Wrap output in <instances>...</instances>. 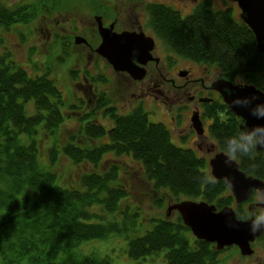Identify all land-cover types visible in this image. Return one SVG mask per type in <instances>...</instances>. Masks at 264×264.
<instances>
[{
	"label": "trees",
	"instance_id": "obj_1",
	"mask_svg": "<svg viewBox=\"0 0 264 264\" xmlns=\"http://www.w3.org/2000/svg\"><path fill=\"white\" fill-rule=\"evenodd\" d=\"M34 9L9 8L0 2V27L30 20ZM163 16L162 36L176 53L216 67L233 84L264 92V54L244 22L221 12L185 19L171 11ZM49 75L47 68L32 74L7 53L0 55V264H118L85 249L112 239L126 244L122 254L127 264H224L228 258L223 260L221 253L237 247L218 251L214 244L196 239L178 213L146 224L139 208L125 206L130 194L122 167L100 169L107 158L135 163L161 197L159 207L169 200L206 202L219 211L235 204L238 219L247 220L248 202L238 206L226 185L211 176L205 160L174 144L163 124L150 123L141 108L120 114L105 94L80 120L84 145L75 139L60 145L58 131L67 120L65 98ZM207 108L213 117L212 136L223 152L231 139L243 143L241 119L223 101ZM101 111L109 127L99 123ZM42 134L53 140L44 159L47 164L40 160ZM237 156L243 172L264 181V153L255 147ZM61 157L74 165L88 163L93 171L75 186L65 187L53 170Z\"/></svg>",
	"mask_w": 264,
	"mask_h": 264
},
{
	"label": "rangeland",
	"instance_id": "obj_2",
	"mask_svg": "<svg viewBox=\"0 0 264 264\" xmlns=\"http://www.w3.org/2000/svg\"><path fill=\"white\" fill-rule=\"evenodd\" d=\"M217 1L219 8H230L231 6L241 12L240 9L235 7L234 3L231 5L226 0ZM0 2L14 9L18 7L25 8L26 6H34L35 8L33 18L30 20H23L21 24H16L7 29L0 27V55L7 53L32 74L40 75L47 68L50 78L55 80L64 94L66 106L64 107L65 111H63L67 120L59 129L57 135V141L60 145L73 141V139L81 145L86 142L85 137L82 135L80 120L85 112L91 113L94 111L98 101L92 92L94 88L85 83L84 74L95 77L96 81L93 82L98 87L94 89L97 92L96 94L106 92L112 100V105H117L118 110L120 108L123 114H129L136 108L129 105L127 101L137 91L132 84V79L128 75H115L114 70L106 60L101 59L98 55L91 54L85 45L75 44L76 37H81L88 32L85 26L89 25L85 23L87 21H84V18L87 17V10L94 8L96 0H0ZM124 2L122 0H105L102 5L112 8L111 12L115 15V13L117 14V12L125 9L122 5ZM182 14L187 13L182 12ZM168 49L171 53L172 50L169 47ZM174 78L177 83L182 82L181 78L175 74ZM142 106L149 116L150 123H163L171 129L170 118L161 112L157 104H143ZM69 107L75 108L66 110ZM99 116V123L109 127L108 121L101 118L103 116L102 111L99 112ZM220 116L221 118L225 117L224 114ZM184 120L185 115L181 116V121ZM40 138L42 139L40 160L42 159L41 161L47 164L44 159L48 153L47 148L51 146L53 140L45 134H42ZM172 142L179 147L188 148L187 145L177 140L176 135H172ZM206 142L209 144L208 146L217 143L214 138L210 137L206 139ZM196 146L197 144L194 146L195 149ZM218 148L219 146L212 154L207 152L201 154L209 172V161L222 151L221 148ZM124 160H127V163ZM114 164L122 167L123 184L130 194L125 206L130 204L135 208H139L146 224L151 218L165 217L168 213V207L176 202L169 200L164 207H159L158 200L161 197L153 192L151 185L139 171V167L128 159L107 158L106 163L100 169L101 172H105ZM53 170L59 176L61 185L71 187L78 184L82 175L92 172L93 168L85 162L74 165L66 157H61L59 164ZM253 202L264 203V198L261 199L260 196H255ZM231 207L236 210L235 204ZM176 215L177 212H173L171 217L174 218ZM125 248L126 244L123 240L112 239L107 242L102 241L87 245L85 249L86 252L109 256L118 264H127L129 261L122 254ZM253 249L255 252L251 257L242 256L239 250L221 253L220 257L223 260L228 258L224 264H264V239H262V242L261 240L258 241Z\"/></svg>",
	"mask_w": 264,
	"mask_h": 264
},
{
	"label": "flooded vegetation",
	"instance_id": "obj_3",
	"mask_svg": "<svg viewBox=\"0 0 264 264\" xmlns=\"http://www.w3.org/2000/svg\"><path fill=\"white\" fill-rule=\"evenodd\" d=\"M104 1L105 0H96L94 8L92 7L90 10H87L88 14L87 17L84 18V21H87L85 23L89 25L87 27L85 26L88 32L76 38H81L82 41H85L83 45H85L94 56L98 55L96 50L101 45L102 41H104L105 35L111 36L114 34L118 36L124 33H131L135 35H144L145 38H152L155 46L151 51V56L147 53L146 64H139L137 59L134 60L136 61L134 63L136 66L146 71V75L142 80H135L127 73L114 71L115 75H128L132 79V84L137 90L130 96L131 99L127 100L128 104L136 107L132 111L137 108L143 109V104H157L161 112L168 115L171 120V129L167 125L159 123L163 124L170 131L171 139L172 135H176L177 140L188 147L181 148L195 152L200 158L203 157L201 155L203 152L212 154L219 145L217 143H212L208 146L209 144L206 142L207 138H213L211 133L213 117L210 116V109L207 108V105L218 100L223 101L221 94L213 89L214 83L223 78L216 67L205 66L190 61L176 53L168 45V41L161 33L162 29L166 26L163 21L166 20V18L163 14H168L171 11L179 18L185 19L196 14L221 12L232 17L237 22H244L241 18V12H238L231 6L230 8H219L217 0H122L125 1L122 3L125 9L114 15L111 12V10H113L112 8L102 5ZM226 2L231 5L234 3L235 7L240 9L237 2L233 0H226ZM182 12H186L187 14L183 15ZM101 31L105 33L104 37ZM168 47L174 53L172 51L169 53ZM101 59L106 60L103 57H101ZM141 59L145 60L142 57ZM174 74L181 78V83L176 82ZM83 78L89 87L95 89L96 86L92 82L96 81L95 77L84 74ZM94 89L92 92L97 100L100 94L102 96L103 94L108 95L104 91L101 93L99 92L97 95ZM209 100L212 101L209 102ZM114 107L118 110L117 105ZM120 110L119 108L118 112L123 114ZM194 114H198L201 122L199 131L194 127L192 122ZM183 115H185V120L181 121V116ZM196 144L197 146L195 149L194 146ZM263 153L264 151L259 152V154ZM255 196H260L261 199L264 198V194H258L254 191L250 200ZM250 200L239 204L242 205L248 202L247 208L251 213L248 219L261 211L262 208H257L256 206L258 204H263V202H250ZM262 210H264V208ZM262 239H264V234L252 244V248L258 241L260 242L261 240L262 242ZM234 247L236 246L229 248Z\"/></svg>",
	"mask_w": 264,
	"mask_h": 264
},
{
	"label": "water",
	"instance_id": "obj_4",
	"mask_svg": "<svg viewBox=\"0 0 264 264\" xmlns=\"http://www.w3.org/2000/svg\"><path fill=\"white\" fill-rule=\"evenodd\" d=\"M233 1L238 3L241 9V18L253 31L258 49L264 54V0ZM101 33L104 37L105 33L103 31ZM84 42L81 38L75 39L76 45H81ZM154 46V40L145 38L144 35L124 33L117 36L113 34L105 35L104 41L96 53L106 59L114 71L127 73L135 80H142L146 71L136 66L134 60L137 59L139 64H146V55L148 53L151 56ZM213 89L221 94L224 103L241 119V135L247 134L255 126H264V116L251 114L254 109L264 107V92L255 86L233 84L225 79L215 82ZM225 89H229L232 95L225 92ZM252 97L257 99H252ZM236 99H246L247 103L238 107H230ZM211 101L209 100V102ZM192 122L199 131L201 122L198 114L193 115ZM260 138L264 140V133H261ZM256 151L258 153L264 151V144H258ZM225 161L226 157L223 152L213 157L209 162L211 175L217 181L231 184V187H226L231 191L238 205L250 200L256 189L261 190V193L264 194V181L248 176L240 169L236 161L234 163ZM256 207L263 209L264 203L258 204ZM173 212L180 215L183 224L191 230L196 239L214 244L218 251L236 246L242 256L251 257L254 254L252 244L264 234V222L256 225L257 231L253 233L251 228L255 216L247 220H240L232 207H225L219 211L215 205L206 202L182 201L170 205L167 216L171 217Z\"/></svg>",
	"mask_w": 264,
	"mask_h": 264
},
{
	"label": "clouds",
	"instance_id": "obj_5",
	"mask_svg": "<svg viewBox=\"0 0 264 264\" xmlns=\"http://www.w3.org/2000/svg\"><path fill=\"white\" fill-rule=\"evenodd\" d=\"M229 95H232V92L229 89H225ZM252 99H257L256 97H252ZM247 100L236 99L233 101L230 107H238L241 105H246ZM254 116H264V107H258L254 109L251 113ZM261 133H264V126H255L250 130L247 134H244L240 137L243 143L237 144L235 139L229 140V146L224 150V154L226 157V163H234L236 160L239 159L237 156V152L239 151L242 155H248L252 153L255 147L258 144H264V140H261L260 136ZM211 182H215L212 180ZM227 187H231L230 183L225 184ZM258 194H261V190H255ZM264 222V210L259 211L255 214V219L253 220V227L251 231L256 233L257 227L259 223Z\"/></svg>",
	"mask_w": 264,
	"mask_h": 264
},
{
	"label": "bare ground",
	"instance_id": "obj_6",
	"mask_svg": "<svg viewBox=\"0 0 264 264\" xmlns=\"http://www.w3.org/2000/svg\"><path fill=\"white\" fill-rule=\"evenodd\" d=\"M223 152V151H222ZM221 153V152H220ZM224 153V152H223ZM215 157V156H214ZM210 162V161H209ZM210 173H211V171H210ZM235 210V209H234Z\"/></svg>",
	"mask_w": 264,
	"mask_h": 264
}]
</instances>
